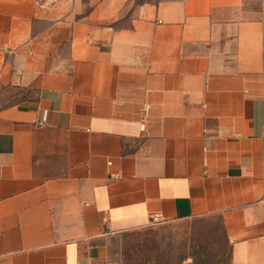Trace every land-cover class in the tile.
Masks as SVG:
<instances>
[{
	"label": "crops",
	"instance_id": "crops-1",
	"mask_svg": "<svg viewBox=\"0 0 264 264\" xmlns=\"http://www.w3.org/2000/svg\"><path fill=\"white\" fill-rule=\"evenodd\" d=\"M206 214L264 264V0H0V264Z\"/></svg>",
	"mask_w": 264,
	"mask_h": 264
},
{
	"label": "rangeland",
	"instance_id": "rangeland-1",
	"mask_svg": "<svg viewBox=\"0 0 264 264\" xmlns=\"http://www.w3.org/2000/svg\"><path fill=\"white\" fill-rule=\"evenodd\" d=\"M228 248L218 215L206 214L124 231L116 251L120 264H208L225 261Z\"/></svg>",
	"mask_w": 264,
	"mask_h": 264
},
{
	"label": "built area",
	"instance_id": "built-area-1",
	"mask_svg": "<svg viewBox=\"0 0 264 264\" xmlns=\"http://www.w3.org/2000/svg\"><path fill=\"white\" fill-rule=\"evenodd\" d=\"M160 219L157 216H151L148 223H154L156 221H159Z\"/></svg>",
	"mask_w": 264,
	"mask_h": 264
},
{
	"label": "trees",
	"instance_id": "trees-1",
	"mask_svg": "<svg viewBox=\"0 0 264 264\" xmlns=\"http://www.w3.org/2000/svg\"><path fill=\"white\" fill-rule=\"evenodd\" d=\"M221 262H223V261H221ZM212 263H217V262H210V263H208V264H212Z\"/></svg>",
	"mask_w": 264,
	"mask_h": 264
}]
</instances>
